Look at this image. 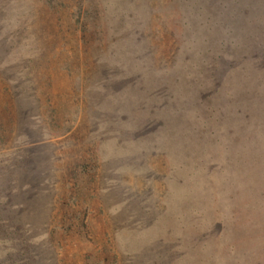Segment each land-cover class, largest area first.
Wrapping results in <instances>:
<instances>
[{"label": "rangeland", "instance_id": "obj_1", "mask_svg": "<svg viewBox=\"0 0 264 264\" xmlns=\"http://www.w3.org/2000/svg\"><path fill=\"white\" fill-rule=\"evenodd\" d=\"M0 264H264V0H0Z\"/></svg>", "mask_w": 264, "mask_h": 264}]
</instances>
